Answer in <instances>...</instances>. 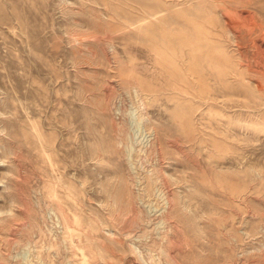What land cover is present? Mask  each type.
Here are the masks:
<instances>
[{
	"label": "rangeland",
	"instance_id": "1",
	"mask_svg": "<svg viewBox=\"0 0 264 264\" xmlns=\"http://www.w3.org/2000/svg\"><path fill=\"white\" fill-rule=\"evenodd\" d=\"M0 264H264V0H0Z\"/></svg>",
	"mask_w": 264,
	"mask_h": 264
}]
</instances>
